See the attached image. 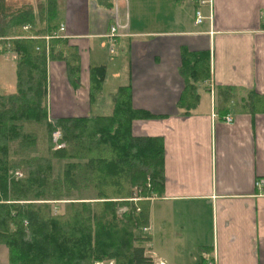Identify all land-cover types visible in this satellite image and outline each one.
<instances>
[{
	"label": "crops",
	"instance_id": "1",
	"mask_svg": "<svg viewBox=\"0 0 264 264\" xmlns=\"http://www.w3.org/2000/svg\"><path fill=\"white\" fill-rule=\"evenodd\" d=\"M112 20L117 34L108 36ZM58 22L78 49L80 80L73 86L65 61L48 59L49 116L110 114L114 92L126 84L134 107L158 115L132 121L133 133L164 140L163 186L136 231L144 253L156 264H264V102L244 105L248 93L264 94V0H62ZM202 49L210 75L185 111L182 51ZM15 56L0 49V80L8 82L0 94L15 90ZM97 65L105 74L91 99ZM218 85L235 87L226 112L217 108Z\"/></svg>",
	"mask_w": 264,
	"mask_h": 264
},
{
	"label": "trees",
	"instance_id": "2",
	"mask_svg": "<svg viewBox=\"0 0 264 264\" xmlns=\"http://www.w3.org/2000/svg\"><path fill=\"white\" fill-rule=\"evenodd\" d=\"M61 4L39 0L9 11L6 0H0V49L5 51L8 42L16 53L15 90L0 94V244L7 246L11 264H94L109 259L115 264H156L138 244L144 238L136 232L148 223V201H141L135 211L133 200L126 197L133 196L134 185L143 196L148 195V183L152 193L163 186V137L132 132L134 119L158 115L134 107L126 84L114 92L110 114L49 116L48 59L65 61L73 86L80 80L77 47L62 36L44 37L58 26ZM37 19L43 26H37ZM209 58L206 49L182 51L185 84L178 104L185 111L196 104L197 86L210 75ZM104 74V65L91 67V99L100 92ZM234 89L218 85V111L226 112ZM263 100V93L250 92L244 105L253 109ZM258 110H264V103ZM30 122L45 123L50 137L60 127L65 145L51 148V142L47 155L32 154L36 133L24 128ZM16 142L19 147H12ZM53 157L67 159L61 176L53 174ZM18 169L21 176L14 174ZM72 188L90 194L66 200L63 210L54 212L51 200ZM122 203L129 209L118 213Z\"/></svg>",
	"mask_w": 264,
	"mask_h": 264
},
{
	"label": "rangeland",
	"instance_id": "3",
	"mask_svg": "<svg viewBox=\"0 0 264 264\" xmlns=\"http://www.w3.org/2000/svg\"><path fill=\"white\" fill-rule=\"evenodd\" d=\"M22 2H25V0H6V4L8 5V9L9 11L10 10H13L14 8H17L20 5V3ZM39 0L36 2L38 3ZM24 4V3H23ZM116 11V8L113 7V12ZM114 16V15H113ZM113 22H116V20H112ZM39 25H42L43 26V22H39V19H37V26ZM22 27L24 29H26L28 27V24H23ZM18 30V28H17ZM14 36V35H13ZM28 36H32V35H29ZM9 37V36H8ZM33 37V36H32ZM9 46V43L7 42L5 44V51H8L10 50L8 48ZM11 51V50H10ZM16 54V53H15ZM16 59V56L14 57V61ZM8 82H3L0 80V93H4L7 89H8V86H7ZM7 88V89H5ZM108 83L106 84V87H105V91L104 92H108ZM102 90V88H101ZM98 100V99H97ZM98 102V101H97ZM25 131H32V132H35V141L37 143L35 149L33 152H31L32 154H36L37 152L38 153H43V154H48V148H49V144L52 142V147L51 148H59V147H62L65 145V142L62 141L61 139H59L58 141L59 142H62L63 145L62 146H59V147H56V142L52 140V137L49 136V133L47 132V128L45 126V123H39V124H36L34 122H30L28 124H25ZM55 129H59L60 130V127L56 126L53 130ZM52 130V131H53ZM61 138V137H60ZM15 146L19 147V144L16 142V144L14 143L12 145V147L15 148ZM52 165H53V174L55 176H61L62 173H63V167H64V163L65 161H67L66 158H61V157H53L52 159ZM20 170V169H18ZM21 171V170H20ZM22 172V171H21ZM21 176V175H20ZM147 179H148V176L146 178V182H147ZM135 189L134 191H132L133 193L131 195L135 196V195H139V196H142L141 198H130L132 196H128L126 197L128 200H133L134 202V210L135 211H139L141 206H140V202L143 201V200H150L149 197H151L153 194L152 192H150V184L149 185H146L147 187V190H148V198H146L145 196L141 195L140 192L137 191V188H139L140 186H137V185H134ZM86 194H90L89 193H86V191L84 192H78L76 189H69V190H64L62 191L61 193H58L56 196L57 197H62L61 199H53L51 201H54L52 202V209L54 212H61L63 210V207H64V204H65V201L66 200H69L71 198H75V197H78V196H86ZM117 212L118 213H121L125 210H128L129 209V206L126 204V203H122V204H119L118 207H117ZM141 230V229H140ZM7 256H8V249H7V246H5L4 244H0V264H11L10 261L7 259ZM9 261V262H8ZM97 262H99L98 264H115L114 263V260L113 259H109V260H102V261H96L94 264H97Z\"/></svg>",
	"mask_w": 264,
	"mask_h": 264
},
{
	"label": "built area",
	"instance_id": "4",
	"mask_svg": "<svg viewBox=\"0 0 264 264\" xmlns=\"http://www.w3.org/2000/svg\"><path fill=\"white\" fill-rule=\"evenodd\" d=\"M202 18H203V15H202L201 11L199 9H196L195 10V22H200L202 20ZM117 26H118V23L116 21V22H114V24H112L110 26V29H109V32L107 33V35L108 36L116 35L117 34ZM64 30H65V25H64L63 22H60L55 29H53L50 33L45 34L44 37L46 39H48L51 36H64V32H63ZM32 36L34 37V36H37V35H32ZM211 90L213 91V89H211ZM212 108H213L212 109V115L216 116L214 105L212 106ZM223 120L226 121V122H232L233 121L232 116L230 114H224ZM51 135H52V140L56 142V147H59V146L63 145L62 142L58 141L60 139V137H61V132H60L59 129L53 130ZM14 174L16 176H20V175H22V172L20 170H16ZM262 183H263V178H258L256 180V185L260 186V185H262ZM148 185H149V183H148ZM141 197L142 196L135 195V196H132L130 198H133V199H135V198L137 199L138 198L139 199ZM145 197L148 198L149 196L147 195ZM144 229H145V226H144ZM98 263L99 262H97V264Z\"/></svg>",
	"mask_w": 264,
	"mask_h": 264
}]
</instances>
